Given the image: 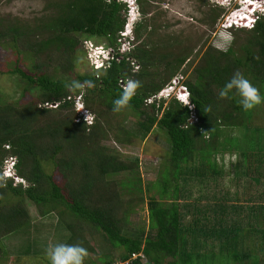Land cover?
Returning <instances> with one entry per match:
<instances>
[{
    "label": "trees",
    "instance_id": "1",
    "mask_svg": "<svg viewBox=\"0 0 264 264\" xmlns=\"http://www.w3.org/2000/svg\"><path fill=\"white\" fill-rule=\"evenodd\" d=\"M54 7L56 12L36 22L32 30L19 25L1 29L0 22V44L11 37L7 45L17 53L24 43L33 57L51 50L59 55L50 61L52 74H37V64L27 69L31 74L19 68L12 71L25 84L20 96L36 90L38 102L31 106L0 104V234H12L29 224V202L42 216L55 214L66 239L70 233L63 244L84 247L85 243L83 229L64 217L100 231L115 249L105 256L103 264L123 262L138 252L144 258L134 264H264V102L245 111L235 90L226 100L217 95L239 71L264 97V15L250 29L240 30L244 37L238 48H234L233 40L226 50H208L203 55V65L194 70L195 81L184 82L196 118L192 120L191 110L175 99L165 105L164 99L155 98L187 57L170 63V68L168 65L172 73L167 79L151 74L148 70L155 60L148 40L132 46L134 49L127 54L114 49L110 65L94 75L80 73L75 79L70 77L81 36L104 38L111 47L117 44L127 13L123 3L60 0ZM141 12L142 19L134 27L137 39L143 32L147 37L152 33L145 22V11ZM217 17L214 15L211 21ZM34 29L43 30L45 38L34 33ZM129 58L137 63L138 70L133 71ZM163 59H158L159 64ZM128 79L141 83L125 108L137 118L131 133L145 138L156 128L166 136L169 146L167 167L157 180L161 189L156 192L157 197L148 196L150 230H137L132 236L124 233L125 222L117 217L121 210L119 193L105 182L122 173L128 177V185L134 182L135 190L141 193L140 175L132 173L131 166L98 144L101 120L95 118L86 125L67 117L53 125L38 124V118L57 109L74 114L72 96L82 98L83 94L79 90L70 92L66 84L92 81L94 87L84 90L87 98L83 104L87 106L92 100L113 112V101L122 93V82ZM149 99L151 103H147ZM50 105L56 107L47 108ZM259 113L262 118H258ZM83 116L79 115L81 122ZM120 130L130 132L124 127ZM224 153L235 154L238 159L234 168L242 171L231 183L236 186L233 193H224L221 188L224 166L218 169L216 155ZM58 154L61 157L57 158ZM9 156L15 158L16 174L24 184L3 178V161ZM47 163L54 165L55 170L48 173ZM134 164L137 166V159ZM214 176L219 178L214 180ZM170 184L175 192L169 194ZM242 193L245 203L237 206ZM114 251L116 256L110 257Z\"/></svg>",
    "mask_w": 264,
    "mask_h": 264
},
{
    "label": "rangeland",
    "instance_id": "2",
    "mask_svg": "<svg viewBox=\"0 0 264 264\" xmlns=\"http://www.w3.org/2000/svg\"><path fill=\"white\" fill-rule=\"evenodd\" d=\"M60 0H0V22L2 28L9 25H19L29 27L28 30H32L36 22H40L43 18L48 17L55 13L54 3H58ZM139 1V0H137ZM234 1V0H233ZM229 2L231 6L227 7L229 11L223 9L218 4L213 3L211 0H142L140 3L137 2L138 13L141 15L143 9L146 13L145 19L148 23V30L152 31L151 35L146 36L143 32L136 38L133 33L134 42L132 43L135 47L140 45V42L145 40L149 42L153 48V60L154 65L149 68L151 74L166 76L172 73L170 63L176 62L177 59L186 56L185 62L180 66L179 70L168 79L165 85H168L170 81L176 79L178 81L194 82L196 73L194 70L200 68L203 65V55L209 50L218 49L215 43L219 40L221 33L230 34L236 41L234 48L242 42L244 37L242 31L244 30L241 26L239 29L234 31L224 30L225 17L229 16V12L234 7V2ZM238 4L239 1H238ZM227 5V4H224ZM239 6V5H236ZM241 6V5H240ZM128 10V8H127ZM218 14L216 21L212 22L211 18ZM234 15L231 13L230 16ZM234 17V16H232ZM224 25L221 27V25ZM42 38H45L42 34L43 30H33ZM12 38L0 44V104H11L17 105L16 102L23 106L33 105L38 102L37 91L31 90L21 95L22 89L25 87L24 83H21L19 75L12 73L14 68L23 69L25 72L30 73L27 69H31L32 65H40L36 68L37 74L50 73L52 74V56L59 58L58 54H53L52 50L47 53H40L37 57H33L27 47H24V43L20 46V53H17L10 45H7ZM231 40V41H232ZM86 41H89L87 43ZM121 41V42H118ZM79 45L75 57L76 66L73 69V73L70 75L71 78L75 79L80 73L95 74L96 71L91 66L89 55L96 58L92 53L94 46H103L106 50L116 52L119 54H127L131 51H127L123 48L124 39L120 38L117 40V44L111 47L104 38L100 39H86L81 36L78 39ZM231 44V43H230ZM132 46V45H131ZM24 47V48H23ZM131 49H134L131 48ZM121 50V52H120ZM161 64H159V60ZM121 59V56L118 58ZM130 65H133V71L139 68L137 63L130 59ZM168 62V63H165ZM78 64V65H77ZM47 65V66H46ZM169 65V68H168ZM172 66V64H171ZM138 70V69H137ZM31 74V73H30ZM85 90V89H84ZM81 92L82 98L73 95V112L59 110L51 111L47 116L38 118L39 125H46L55 121L66 120L67 117H74V122L85 123L91 125L95 118L101 120V127L99 128L98 144L104 148L105 152L116 155L118 158L129 166L134 171L132 173L140 175L141 189L139 193L135 190L134 182L128 185V177L124 174L114 175L111 179L106 178V184L111 187L113 192L119 193V200L121 210L118 212V218L123 219L124 233L127 235L136 234L137 230H144L147 232L149 228V213H148V196L152 195L157 197L156 192L160 191L161 185L157 182L164 167H167L165 160L169 152V146L166 140V136L163 132L153 128L145 138H141L139 134L131 133V126L133 127L136 116L127 109H123L119 113L108 111L105 105L102 103H95L92 100L86 106L83 104L87 93L86 91ZM164 97L170 98L165 93L162 97L157 99L160 101ZM80 99V103L84 105L82 112H77V99ZM93 99L92 97H90ZM94 101V100H93ZM169 99L164 101L166 105ZM56 105H50L47 108H55ZM86 109V111H84ZM78 113V114H77ZM83 114L84 119L81 122L79 115ZM92 116V120L88 123L85 119L87 115ZM260 114V113H259ZM258 118H262V115H258ZM194 119H196L194 117ZM86 121V122H84ZM261 124V122H260ZM126 128L128 133L132 136H128L126 131L120 130V128ZM134 130V129H133ZM104 135V136H101ZM264 145V143H263ZM235 154L224 153L222 155H216L217 163L220 166H224L221 169L220 180L223 181L221 188L226 193H233L236 190L234 184L235 177H240L242 173L240 169L234 168L235 162L232 161L231 157ZM61 157L60 154L57 158ZM137 159V166L134 164ZM233 166L231 167L230 165ZM51 170H55L54 165L51 167L50 163H47L46 171L48 173ZM128 174V173H127ZM238 176H237V175ZM130 175V174H129ZM214 180L219 178L218 176L213 177ZM240 179V178H239ZM156 181V182H155ZM230 181V182H229ZM134 185H133V184ZM152 185V186H151ZM152 187L153 189H151ZM226 188V189H224ZM175 192L172 184L169 185L167 193ZM231 197V196H230ZM243 199V193L239 196V201H236L238 205L245 203ZM235 203V201H234ZM30 222L21 230H18L12 234H0V264H50V260L47 256V249L50 245L63 243L66 239L63 228H59V220L55 214H48L42 216L40 210L31 203L26 205ZM128 213H125V211ZM66 220L72 222L76 227L80 226L85 234L84 248L87 249L89 255L85 258L84 264L95 262L96 264H103L106 260L105 256L108 253L112 254L113 247L107 242L103 234L100 231H96L83 223H76V221L69 217H64ZM70 236V233L68 237ZM66 239V242L68 240ZM70 245V244H69ZM38 248V251H34L33 248ZM116 251L110 257L116 256ZM108 259V258H107ZM147 259H144L146 263Z\"/></svg>",
    "mask_w": 264,
    "mask_h": 264
},
{
    "label": "clouds",
    "instance_id": "3",
    "mask_svg": "<svg viewBox=\"0 0 264 264\" xmlns=\"http://www.w3.org/2000/svg\"><path fill=\"white\" fill-rule=\"evenodd\" d=\"M106 1H111V0H106ZM116 1L123 3L126 6V9L128 8L127 13H126L125 23H124L122 31L119 33L118 39L123 38L124 39L123 43L125 44L127 43V45L130 46V49H129L130 51L133 46L132 43L134 42V37L132 36L134 33V27L137 23L141 21L142 15H140L138 11H135V9H137V2H138L137 0H116ZM231 1L233 0H230L229 2ZM233 2H234L233 3L234 7H240V4H238V0H234ZM236 5H239V6H236ZM223 6H227V5H223ZM223 6H220V7H223ZM229 6L231 5L229 4ZM223 9L229 11L227 7H223ZM130 11H132V14ZM262 15L264 14L257 13V18ZM251 27H248V28L242 27V28L250 29ZM223 28L224 30H228V31L234 28L239 29L238 26H235V25H230V26L223 27ZM237 29H234V31H236ZM122 33H125V34L122 36ZM232 39L233 37L230 34L221 33L219 40L215 43V46L218 49H222V51L226 50V48L230 46V43H232L233 41ZM86 42L89 43V41H86ZM92 51H94L95 54H97L99 59H101L104 62H107L108 66L110 65V62L112 61L113 58H110L107 54H105L106 49L103 46L101 45L94 46ZM90 62H91V66L94 68L92 60H90ZM96 66L99 68L97 69L94 68L95 71L106 68V67L101 66L99 62H97ZM170 83L171 81L169 82V84ZM168 85H165L162 89L166 88ZM65 87L70 92H75L77 90L83 92V90L86 87L87 88L94 87V84L92 81H85L81 83L79 81L74 80L71 83L66 84ZM140 87H141V83L137 80L128 79L122 82V93L117 99L113 101V112L119 113L123 109L127 108L130 104V101L137 94V91ZM233 90H235V93L240 97L239 103L241 107L243 108V110L245 111H251L255 107L259 106L262 102H264V97L261 96L259 89L255 87L251 83V81L247 79L239 71L233 74L232 78L228 82H226V84L219 90L217 95L219 99L226 100V99H229V94L233 92ZM167 96H169L170 98L164 97L163 99L164 100L175 99L177 102H179L183 106L188 107L191 110V113H190L191 119L195 120L194 119L195 115L193 113L192 106L190 104L189 92L184 86V81H179L178 83L174 84L172 90ZM76 107L78 110L82 109L81 112L83 111L84 105L80 103L79 98L77 99ZM91 120H92V116L88 114L86 117V121L90 123ZM207 133L208 132L204 133L205 137H207ZM231 159L233 162H235L238 159V157L236 155H233ZM88 255L89 253L87 249H85L81 245H69V244L59 243L55 245H50L47 249V256L50 260V264H84V260Z\"/></svg>",
    "mask_w": 264,
    "mask_h": 264
},
{
    "label": "built area",
    "instance_id": "4",
    "mask_svg": "<svg viewBox=\"0 0 264 264\" xmlns=\"http://www.w3.org/2000/svg\"><path fill=\"white\" fill-rule=\"evenodd\" d=\"M213 3L218 4L219 6H223L224 4H227V6H229V1L230 0H211ZM240 3V7H237L235 9H233L231 11V13H234V15L232 14V16H230L231 13H229V16L226 15L225 17V25L223 24L221 25V27H227L230 25H235V26H241L243 28H248L251 27L256 18H257V13L260 14H264V0H251V2H248V0H238ZM132 14V11H130ZM125 33H122V36ZM121 42V41H119ZM123 48H125L127 51H129L130 46L127 45V43H123ZM121 52V50H120ZM92 53L96 56V58L91 57L89 55V59L92 60L93 66L94 68H99L96 66L97 62L100 63L101 66L103 67H107L108 63L102 61L101 59L98 58L97 54H95L94 51H92ZM105 54H107L110 58H113L115 55V52L113 53L112 51H105ZM179 81L176 79H173L171 81V83L164 89H162L160 92H158V94L155 96L156 99H159V97H162L163 94L165 93L166 95H168L170 93V91L173 88V85L178 83ZM152 99H149L147 101V103H151ZM78 110V109H77ZM82 109H79V112H81ZM2 175L3 178L6 180L11 179L13 180L14 184H18V183H22L24 184L23 179H21L15 171V158L13 157H7L5 158V160L3 161V169H2ZM143 253L142 252H138V253H131L130 257L123 261V262H118L116 264H134L136 260L138 259H143Z\"/></svg>",
    "mask_w": 264,
    "mask_h": 264
},
{
    "label": "snow or ice",
    "instance_id": "5",
    "mask_svg": "<svg viewBox=\"0 0 264 264\" xmlns=\"http://www.w3.org/2000/svg\"><path fill=\"white\" fill-rule=\"evenodd\" d=\"M248 2H251V0H248Z\"/></svg>",
    "mask_w": 264,
    "mask_h": 264
}]
</instances>
